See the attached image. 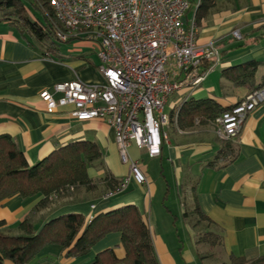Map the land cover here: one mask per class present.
Instances as JSON below:
<instances>
[{"label": "crops", "instance_id": "0c3cea01", "mask_svg": "<svg viewBox=\"0 0 264 264\" xmlns=\"http://www.w3.org/2000/svg\"><path fill=\"white\" fill-rule=\"evenodd\" d=\"M190 1L185 23L195 17L199 2ZM28 14L41 17L38 10L31 9ZM196 24L198 44L214 43L220 58L209 66L201 64L206 71L199 85L169 96L164 107L169 116L165 126L169 128L168 140L162 143L160 155L150 157L130 145V155L139 159L148 184L131 182L124 191L105 197V192H100L103 182H98L94 192L81 189L78 200L55 201L48 208V219L66 212L89 217L133 204L150 230L159 264H202L200 253L209 254L210 263L228 262L231 255L246 260L264 255V102L246 116L240 132L231 138L233 159L216 165L210 162L224 146L215 133L214 120L219 114L213 120L196 116L190 127H182L178 121L186 101L210 99L226 109L264 84V0H221L219 9ZM234 30L239 31V39L232 36ZM73 38L62 44L54 39L45 48L28 31L0 21V135H9L30 164L68 145L96 142L102 151V164H89L88 176L98 180L107 171L121 179L128 166L120 161L113 129L99 118L75 120L70 107L47 113L40 96L42 90L52 91L57 82L102 81L97 70L98 47ZM73 41L77 43L71 46ZM80 41L83 44L79 45ZM253 61L257 65L253 72L237 73V67L249 68L247 64ZM150 167L158 173H151ZM40 198L2 200L0 220L16 225ZM195 205L211 220L210 224L203 221L201 230L184 217L185 206L191 212ZM192 215L191 220L197 219ZM203 230L218 233L220 243L213 248L196 245V234ZM120 237L119 232L107 233L89 254L75 259L59 256L61 248L56 244L41 253L56 256L53 264H87L97 252L118 245ZM115 253L122 257V248H115Z\"/></svg>", "mask_w": 264, "mask_h": 264}, {"label": "built area", "instance_id": "2783aa9c", "mask_svg": "<svg viewBox=\"0 0 264 264\" xmlns=\"http://www.w3.org/2000/svg\"><path fill=\"white\" fill-rule=\"evenodd\" d=\"M48 1L60 24L55 27L58 41L79 37L97 44L102 81H63L55 83L52 91L42 90L46 112L70 107L75 120L99 118L113 129L128 173L105 197L124 191L131 182L148 184L129 147L134 144L150 157L160 155L162 143L168 140L169 116L164 107L169 96L201 83L206 71L201 64L219 61L217 45L198 44L195 19L184 22L190 0ZM232 36L241 37L238 30ZM263 102L264 84L215 118L217 137H235L246 116Z\"/></svg>", "mask_w": 264, "mask_h": 264}, {"label": "trees", "instance_id": "16d2710c", "mask_svg": "<svg viewBox=\"0 0 264 264\" xmlns=\"http://www.w3.org/2000/svg\"><path fill=\"white\" fill-rule=\"evenodd\" d=\"M220 2L221 0H199L195 21L219 9ZM31 9L38 10L41 17H31L28 14ZM0 21H8L28 31L36 42L45 48L57 39L55 27L60 25L48 0H0ZM204 62L209 66L210 61ZM247 65L249 68L242 65L237 67V73L253 72L257 66L254 61ZM230 76L234 75L230 74ZM222 109L219 104L210 99H191L182 105L178 121L182 122V127H190L196 116L213 120L225 110ZM220 140L223 141L224 146L210 162L212 165L233 159L231 139ZM101 160L102 151L98 144L84 140L57 149L30 164L9 135H0V202L14 196L41 197L32 210L16 225L10 226L4 220H0V264H7V262L53 264L57 259L56 256L41 253L50 244L60 246L59 256L75 259L89 254L92 247L110 232L121 234L120 243L97 252L87 264H159L150 230L138 208L133 204L89 217L79 212H66L48 219V208H52L55 201L63 198L78 200L81 197V189L85 192H94L98 189V182H103L104 189L100 192L105 193L119 184L120 179L114 178L107 171L98 180L88 176L87 166L94 164L101 167ZM192 212L193 215L196 214L197 219H190ZM184 217L191 222L193 228L199 227L200 230L202 229L200 224L203 221L211 223V220L200 211L198 205H195L191 212L185 206ZM220 238L221 236L216 232L203 230L202 233L196 234L195 240L196 245L213 248L220 243ZM117 247L122 248V257L116 255ZM209 256L207 253L198 254L202 264H261L264 262V255L252 260L231 255L228 262L220 263H210L207 261Z\"/></svg>", "mask_w": 264, "mask_h": 264}, {"label": "rangeland", "instance_id": "374dc122", "mask_svg": "<svg viewBox=\"0 0 264 264\" xmlns=\"http://www.w3.org/2000/svg\"><path fill=\"white\" fill-rule=\"evenodd\" d=\"M191 12H192V11H190L189 13H191ZM185 17H186V16H185ZM60 43H61V42H60ZM60 43H59V44H60ZM72 43H73V45H74V44L77 43V41H73V42H71V43H70L71 46H72ZM86 43H87V44H86L87 46L94 47L95 49H96V47H97V44H96V43H95L96 45H95V44H91V41L86 42ZM57 44H58V43H57ZM61 44H62V43H61ZM61 44L59 45L60 47H61ZM81 44H83V41H80L79 45H81ZM64 45H66V44H63L62 47H63ZM97 50H98V49H97ZM165 130H166V131H169V128L167 127V128H165ZM150 171H151V173H152V172H153V173H154V172H155V173H156V172L158 173V171H157L155 168L152 170V168L150 167ZM203 225H205V224H203ZM200 227L202 228V225H200Z\"/></svg>", "mask_w": 264, "mask_h": 264}]
</instances>
